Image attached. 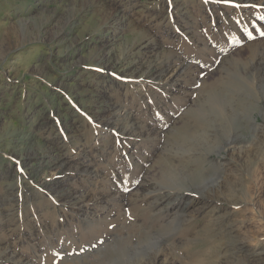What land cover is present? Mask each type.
<instances>
[{
  "label": "rangeland",
  "instance_id": "obj_1",
  "mask_svg": "<svg viewBox=\"0 0 264 264\" xmlns=\"http://www.w3.org/2000/svg\"><path fill=\"white\" fill-rule=\"evenodd\" d=\"M0 50V264H153L157 250L169 264H264L258 246L207 251L220 237L209 208L170 229L135 190L167 155L197 154L182 184L224 195L196 192L191 209L236 202L218 213L264 237V0H0ZM203 108L208 126L179 122ZM210 144L223 162L187 177Z\"/></svg>",
  "mask_w": 264,
  "mask_h": 264
},
{
  "label": "bare ground",
  "instance_id": "obj_2",
  "mask_svg": "<svg viewBox=\"0 0 264 264\" xmlns=\"http://www.w3.org/2000/svg\"><path fill=\"white\" fill-rule=\"evenodd\" d=\"M240 1V0H239ZM251 2V1H250ZM245 3V2H244ZM116 15V13L114 14ZM73 16V15H72ZM117 16V15H116ZM53 17V16H52ZM118 17V16H117ZM51 19V18H50ZM75 19V18H74ZM109 19V18H107ZM113 19V18H111ZM121 19V18H120ZM119 19V20H120ZM96 20V19H95ZM106 20V19H105ZM116 20V19H115ZM113 21V20H112ZM114 22V21H113ZM102 23V22H101ZM115 23V22H114ZM103 24V23H102ZM112 24V23H111ZM105 25V24H104ZM113 25V24H112ZM90 26V25H89ZM41 28V27H39ZM63 28V27H62ZM99 28H101L99 26ZM107 28V27H106ZM109 28V27H108ZM113 28V27H112ZM60 29V28H59ZM104 29V28H103ZM64 30V29H63ZM112 30V29H111ZM57 31V30H56ZM61 32V30H59ZM97 31V30H96ZM106 31V30H105ZM110 31V30H109ZM47 32V31H46ZM86 32V31H85ZM88 32V31H87ZM86 32V33H87ZM107 33V32H105ZM54 34V32H53ZM60 34V33H59ZM84 34V33H83ZM90 34V33H88ZM100 35V34H99ZM104 35V34H103ZM46 36V35H45ZM89 36V35H88ZM41 37V36H40ZM44 37V36H43ZM49 37V36H48ZM58 37V36H57ZM52 38V37H51ZM64 38V37H63ZM99 38V37H98ZM58 39V38H57ZM67 39V38H66ZM92 39V38H91ZM89 39V40H91ZM94 39V38H93ZM42 40V39H41ZM55 40V39H54ZM95 40V39H94ZM101 40V39H99ZM51 41V40H50ZM69 41V40H68ZM102 41V40H101ZM52 42V41H51ZM57 42V40H56ZM83 42V41H82ZM92 42V41H91ZM150 42V41H149ZM56 44V43H55ZM68 44V43H67ZM71 44V43H70ZM137 45V43H135ZM73 45V43H72ZM142 46V45H141ZM6 47V46H5ZM10 47V46H9ZM132 50V49H130ZM134 50V48H133ZM1 51V50H0ZM129 51V50H128ZM132 53V52H131ZM143 53V52H142ZM4 55V53H3ZM6 55V54H5ZM2 56V55H1ZM107 56V55H106ZM108 57V56H107ZM103 59V58H101ZM165 59V58H164ZM171 59V57H170ZM109 60V59H108ZM147 60V59H146ZM104 61V60H103ZM113 61V60H112ZM160 61V60H159ZM117 62V61H115ZM106 63V62H105ZM118 63V62H117ZM140 63V62H139ZM154 63V62H153ZM111 65V64H110ZM117 65V64H116ZM150 65V64H149ZM173 66V65H172ZM113 67V66H112ZM180 67V66H179ZM135 68V67H134ZM147 68V67H146ZM149 69V68H148ZM137 70V69H136ZM141 71V70H140ZM185 71V70H184ZM172 74V73H171ZM162 75V74H161ZM160 75V76H161ZM177 75V74H176ZM171 77V76H170ZM164 79V78H163ZM170 79V78H169ZM159 80V79H158ZM173 81V80H172ZM165 84V83H164ZM121 105V104H120ZM110 107V106H109ZM114 109V108H113ZM112 109V110H113ZM118 109V108H117ZM123 109V108H122ZM120 111V110H119ZM206 111L207 109L203 108L200 110V115H194V117L191 119V120H180L179 122L183 125V126H188L186 127L187 129L189 128H195L196 124L199 123V125H202L203 127L204 126H208L207 122L209 121V117L207 116L206 114ZM113 112V111H112ZM111 112V113H112ZM116 112V110H115ZM126 111H124L125 113ZM123 114V113H122ZM105 115V114H104ZM113 115V114H111ZM118 114H116L115 116H117ZM125 115V114H124ZM109 116V115H108ZM107 116V117H108ZM114 116V117H115ZM122 116V115H121ZM128 116V115H127ZM110 117V116H109ZM113 117V118H114ZM129 117V116H128ZM135 117V116H134ZM103 118V116H102ZM121 118V117H120ZM97 119V118H96ZM178 119H181V118H178ZM121 120V119H120ZM178 122V123H179ZM115 123V122H114ZM210 123V122H209ZM212 123V122H211ZM125 124V123H124ZM133 124V123H132ZM176 124V123H175ZM190 124V125H189ZM115 125V124H113ZM123 125V124H122ZM116 126H119V125H116ZM115 126V127H116ZM133 126V125H131ZM115 127H112L111 129V132H115ZM121 127V125H120ZM127 127V125H126ZM135 126H133L134 128ZM202 127V128H203ZM214 127V126H213ZM123 128V126L121 127ZM206 128V127H205ZM204 128V129H205ZM207 129V128H206ZM13 130V129H12ZM116 130H119L116 128ZM124 130V129H123ZM121 129V131H123ZM197 130V129H196ZM208 130V129H207ZM148 131V130H147ZM190 131V130H189ZM211 131V130H210ZM124 132V131H123ZM185 131V134L181 137L183 138V140L187 139L186 137H190L192 140L193 138H196L198 136V133L197 132H202V129L200 130H197V131H191V132H188ZM205 132V131H204ZM119 133V132H118ZM139 133V132H138ZM144 134V133H143ZM188 134V135H187ZM197 134V135H196ZM203 134V132H202ZM201 134V135H202ZM200 136V134H199ZM145 137V136H144ZM181 138H178V139H181ZM149 139V138H148ZM182 140V139H181ZM192 140H189L187 142L185 141H180V142H184V143H187V144H190V146L188 147V149H194L196 146L194 145V143L192 142ZM216 143V142H215ZM231 145V144H230ZM222 147H226V145H221ZM229 146V145H228ZM220 147V145H217V144H210L209 146H206L205 148H202V149H198L197 151L200 152L198 156H200L199 158H201L200 160V163L198 165L197 163V167L196 168H193L192 170H184L183 173L186 174L187 177L189 176H194L195 174L193 173H198V174H201L203 175V169L206 168L205 164H214V165H219L221 162H223V159L222 157H214L211 153H214V151ZM235 147V146H234ZM181 149H185L187 152L188 150L186 149V146H182L180 147ZM232 147H228L227 150L231 149ZM191 149V150H192ZM200 150V151H199ZM203 150H205V152H203ZM45 151V150H44ZM43 151V152H44ZM51 151V150H50ZM191 153V152H190ZM194 153V152H193ZM203 153V154H202ZM50 154V153H49ZM179 154V153H178ZM220 154V153H219ZM227 154V153H226ZM180 155V154H179ZM197 155V154H196ZM195 154H189L187 155V158H190L191 156H196ZM167 159L166 162L164 163H161L159 166H155L153 168V170H156V173L154 174L155 177L156 175H159V179L158 181L148 177V179H142L141 182H139L137 185H136V192L140 191L141 193L139 194L140 197H143L144 199H146L147 202H145L143 204V209H148L150 210L153 215H157V214H160V222L162 221H165V225H167L170 229H173V228H176V226L180 225L181 227V230L183 228H185L187 225L189 227H192L196 224V222H194L196 216L198 214H200L201 212H203L205 208H209L210 211H212V214L208 215L207 217V224L210 222V230L211 231H217L216 233H218V235L220 236L218 240L215 241V237L217 236H214V239L212 241H214L211 246H209L208 248V252H211V253H215L217 256V258L219 259V256L225 254V252H228V254H232L234 256H239V255H245L247 252H250L252 251L253 247L254 246H258L260 248H264V237L260 238V239H257V240H254L253 242H247L246 240L242 239L240 237V232H239V226L236 225V223L234 222L233 219H231L229 216L226 215L225 217V214H222L220 215L218 212L222 211V210H228V208H232V209H236V205L235 203L236 202H228L226 201L224 204L222 205H217L216 203H213L212 200H216V202H218V200H221V196L224 195V193L222 192V190H220V188H217V189H209V188H205L206 185H201L202 188L204 189H207L206 191L201 190V186L199 185H196V186H199V187H194L196 189V192L199 193L198 194V197L201 198V197H205V198H208V199H212V200H208L207 202L205 201L204 202V205L203 206H197L193 209L192 208V205L194 203V199L192 200V196H195L196 195V192H192L193 190L191 188H186L184 186H187V184H182L181 182V179L183 178V175L179 173L178 171V167L180 168V166L183 168V167H186V168H190V166L188 167L187 163V158L185 160H180L181 157H178V158H174L172 157L171 155H167ZM238 156H241V155H238ZM225 157V156H224ZM192 158V157H191ZM190 158V159H191ZM198 158V159H199ZM197 159V160H198ZM193 160L195 161L196 159L193 158ZM193 160L191 162H193ZM196 160V161H197ZM52 161V160H51ZM66 160H63L62 162H65ZM195 161V162H196ZM21 161L18 160V164L20 166V163ZM195 162H193L194 164H196ZM23 163V161H22ZM66 165H68V161L65 162ZM189 164V163H188ZM191 164V163H190ZM194 164H192L191 166H193ZM223 165H226L224 163H222ZM221 164V165H222ZM53 166V165H52ZM88 166H85L84 170L86 172V168ZM216 167V166H215ZM61 168V167H60ZM89 168V167H88ZM210 168V167H209ZM217 168V167H216ZM223 168V167H222ZM207 169V168H206ZM214 169V168H213ZM183 170V169H182ZM222 170V169H221ZM226 170V169H225ZM229 170V169H228ZM123 172V171H122ZM207 171H205L206 173ZM124 173V172H123ZM130 173V172H129ZM153 174V173H152ZM209 174V173H208ZM179 176V177H178ZM130 177V176H129ZM107 179V178H106ZM187 179V178H186ZM161 180H164L166 181L164 187L160 186L158 187L157 184L160 183ZM186 181V180H185ZM136 183V182H135ZM187 183V182H186ZM131 184V183H130ZM115 185V184H114ZM134 185V183H133ZM160 185V184H159ZM119 186V185H118ZM158 187L155 189V187ZM188 187V186H187ZM71 189V188H70ZM123 189V188H122ZM150 189H153V190H150ZM72 190V189H71ZM85 191V190H84ZM209 193H208V192ZM120 193V192H119ZM132 193V192H131ZM95 194V193H94ZM122 194V193H121ZM84 195V194H83ZM99 195V194H98ZM138 195V194H137ZM92 196V195H91ZM124 196V195H123ZM248 197H249V201L248 202H253V198L250 197V194H248ZM106 198V197H105ZM109 198V197H108ZM139 198V197H138ZM204 198V199H205ZM90 200V199H89ZM198 200V199H197ZM106 201V200H105ZM109 201V200H108ZM111 201V200H110ZM145 201V200H144ZM223 201V200H222ZM62 202V201H61ZM80 202V201H79ZM107 202V201H106ZM113 202V201H112ZM132 202V201H131ZM127 203V202H126ZM87 204V203H86ZM131 204V203H130ZM196 204V203H195ZM243 204V203H242ZM135 205V203H134ZM200 205V204H199ZM69 206V205H68ZM76 207V206H75ZM79 207V206H78ZM86 207V206H85ZM122 207V205H121ZM240 207V206H239ZM89 209V208H88ZM88 209H85L83 210V214L84 216H86L88 213ZM143 209L139 210L141 212H143ZM69 210V209H68ZM76 210V209H75ZM126 210V209H125ZM124 211V210H123ZM127 211V210H126ZM129 211V210H128ZM232 211H228V213H230ZM98 213V212H97ZM126 214H128V212H126ZM129 214H130V211H129ZM128 214V215H129ZM92 215V214H91ZM126 215V216H128ZM125 216V217H126ZM141 216V215H140ZM168 216V219L165 220V217ZM96 217V216H95ZM100 218V216H99ZM103 218V217H102ZM91 219V218H90ZM93 219V218H92ZM97 219V218H96ZM97 220H100V219H97ZM130 221H132L133 224H135L138 228H146V226L144 225L143 223V220L142 221H139L136 217V215H132L130 214L129 216V219ZM94 221V220H93ZM110 221V220H108ZM157 221V220H156ZM91 222V221H90ZM158 222V221H157ZM149 224V223H148ZM132 225V224H131ZM134 225V226H135ZM205 223H203V227L201 226L200 227V234L202 233H206L207 231L204 229L205 227ZM90 229V228H89ZM179 229V227H178ZM208 229V228H207ZM67 230V229H66ZM140 230V229H139ZM143 230V229H142ZM190 230V229H189ZM166 232V231H165ZM180 232V230H179ZM187 232V231H186ZM192 232V231H191ZM209 233V232H208ZM112 234V233H111ZM199 235V232L197 233ZM231 235V236H230ZM176 236V235H175ZM192 236V235H191ZM213 236V235H212ZM170 237V236H169ZM174 237V236H173ZM197 237V236H196ZM209 237V236H208ZM159 237L155 236V237H152V240H154V242H157V239ZM195 238V234L193 236L192 239ZM200 238V237H199ZM204 238V237H203ZM222 238H228L230 239L231 243L230 245H226L227 247H225L224 243L221 242ZM75 239V238H74ZM104 240V239H103ZM189 240V239H187ZM192 241V240H191ZM195 242V241H194ZM76 243V242H75ZM96 243V242H95ZM101 243V241L99 242ZM138 240L136 241V244H138ZM192 243V242H191ZM228 244V243H227ZM79 245V244H78ZM88 245V244H87ZM92 245V243H91ZM97 245H98V241H97ZM142 245V244H141ZM140 245V246H141ZM181 246V245H180ZM147 247V246H145ZM65 248V247H64ZM99 248V247H98ZM70 249V248H69ZM13 251V250H12ZM224 251L223 253H220ZM164 252V250H157L154 252V259H152V263L153 264H169L170 262L169 261H166L164 259L163 260H159V257H156V255H160ZM75 253V252H74ZM84 253V252H83ZM220 254V255H219ZM215 257V256H214ZM213 257V258H214ZM18 258V257H17ZM23 258V257H22ZM165 258V257H164ZM81 259V258H80ZM209 259V258H208ZM217 259V260H218ZM84 260V259H83ZM216 260V261H217ZM66 262V261H65ZM68 262V261H67ZM70 262V261H69ZM150 263V261H149Z\"/></svg>",
  "mask_w": 264,
  "mask_h": 264
}]
</instances>
